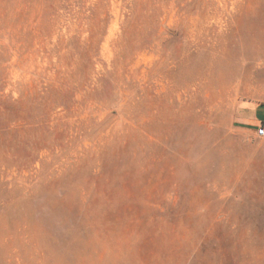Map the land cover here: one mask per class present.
<instances>
[{
    "label": "rangeland",
    "instance_id": "374dc122",
    "mask_svg": "<svg viewBox=\"0 0 264 264\" xmlns=\"http://www.w3.org/2000/svg\"><path fill=\"white\" fill-rule=\"evenodd\" d=\"M264 0H0V264H264Z\"/></svg>",
    "mask_w": 264,
    "mask_h": 264
},
{
    "label": "crops",
    "instance_id": "0c3cea01",
    "mask_svg": "<svg viewBox=\"0 0 264 264\" xmlns=\"http://www.w3.org/2000/svg\"><path fill=\"white\" fill-rule=\"evenodd\" d=\"M241 118L247 121L252 127L264 122V104H256L252 108H244L241 111Z\"/></svg>",
    "mask_w": 264,
    "mask_h": 264
},
{
    "label": "built area",
    "instance_id": "2783aa9c",
    "mask_svg": "<svg viewBox=\"0 0 264 264\" xmlns=\"http://www.w3.org/2000/svg\"><path fill=\"white\" fill-rule=\"evenodd\" d=\"M255 133L257 137L264 138V122H261L260 124L257 125Z\"/></svg>",
    "mask_w": 264,
    "mask_h": 264
}]
</instances>
